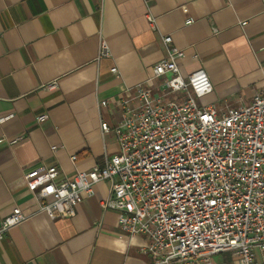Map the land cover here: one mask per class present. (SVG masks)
Masks as SVG:
<instances>
[{
  "label": "crops",
  "instance_id": "0c3cea01",
  "mask_svg": "<svg viewBox=\"0 0 264 264\" xmlns=\"http://www.w3.org/2000/svg\"><path fill=\"white\" fill-rule=\"evenodd\" d=\"M166 36L185 53L184 77L201 68L211 77L207 105L242 107L264 94V0H0V120L10 117L0 139H19L0 145V225L16 207L27 216L0 242V264L154 263L149 239L126 235L117 213L101 208L109 183L95 185L74 217L53 220L25 175L58 167L72 179L116 154L101 124L119 122L126 91L150 84ZM102 39L111 55L100 59ZM54 80L58 90L44 88ZM214 260L234 264L228 253ZM257 260L264 264L261 251Z\"/></svg>",
  "mask_w": 264,
  "mask_h": 264
},
{
  "label": "built area",
  "instance_id": "2783aa9c",
  "mask_svg": "<svg viewBox=\"0 0 264 264\" xmlns=\"http://www.w3.org/2000/svg\"><path fill=\"white\" fill-rule=\"evenodd\" d=\"M148 20L156 29V19L148 15ZM194 22L189 18L186 24ZM163 43L166 57L152 67L150 84L126 91L119 122L101 124L103 135L116 137L118 152L72 179H62L58 167L34 169L25 175L27 188L41 210L59 220L74 217L85 198L95 195V185L109 183L101 208L117 213V227L126 235L149 239L145 250L153 264H222L214 258L224 253L234 264H260L264 94L242 107L207 105L204 99L214 92L209 74L201 68L184 77L178 65L184 51L171 36ZM110 55L102 39L99 58ZM113 72L121 76L117 68ZM44 88L56 91L59 81ZM48 118L44 114L37 121ZM18 141L0 139V145ZM26 219L16 207L0 225V242Z\"/></svg>",
  "mask_w": 264,
  "mask_h": 264
}]
</instances>
